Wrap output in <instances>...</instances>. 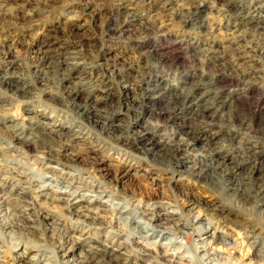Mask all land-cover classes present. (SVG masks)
I'll return each instance as SVG.
<instances>
[{"label": "rangeland", "instance_id": "374dc122", "mask_svg": "<svg viewBox=\"0 0 264 264\" xmlns=\"http://www.w3.org/2000/svg\"><path fill=\"white\" fill-rule=\"evenodd\" d=\"M189 1L0 0V63L8 61L14 79L26 87L20 92L0 81V264H98L102 254L95 253L92 246L105 242H114L115 248L121 245L124 254L118 264H167L168 259L181 264H264V190L257 193L260 185L255 184L251 185L253 196L233 195L235 187L243 188L249 176H256L250 165H244L241 173L218 175L214 180L200 178L190 174L188 165L160 161L145 153L144 140L135 142L146 133L159 142V152H166L168 147L189 140V131L206 121L190 109L178 108L183 97H166L150 105L145 103L149 106L144 105V109L141 104L129 109L117 95L110 105V126L103 128L77 111L66 98L60 77L53 72L54 63L65 57L82 62L84 70L78 75L84 76L85 84L80 87L85 94L101 86L120 94L124 87L121 76L138 81L159 75L165 84L172 85L188 79L186 88L200 75L216 78L218 87L233 96L235 104L216 117L217 124L212 128L221 131L218 138L198 139L194 153L203 154L223 144L231 149L254 144L261 147L264 78L259 77L264 76L257 72L262 62L255 56V47L264 42V37L249 25H240L239 31L230 27L236 21L234 12L244 14L257 2L263 5L258 17L264 19V0H206L201 18H206L207 32L184 23L183 9ZM118 13L122 20L128 13L140 20L114 33L110 25ZM146 24L166 25L164 34L156 29L147 31ZM212 39L227 55L210 60L208 65L201 45ZM238 42L244 43L247 53L256 60L238 59L232 49ZM73 47L78 55L72 54ZM43 55L49 57L44 68L35 67ZM116 65L119 70L113 72L109 66ZM158 112L172 114L174 120L167 126ZM45 121L61 128L62 136L49 133ZM29 128L34 132L32 136ZM18 129L34 141L27 144L14 138ZM213 131L206 133L212 136ZM67 135L71 141L65 140ZM66 145L73 147L71 152H80L73 171L88 178L89 184L83 183L79 175L64 178L65 165L48 155H61L60 159L68 163L61 152ZM48 162L50 169L46 168ZM17 166L27 176L17 174L19 171L13 169ZM176 167L182 173H176ZM52 170L58 174L53 175ZM19 178L24 182L18 183ZM14 184L18 189L25 188L23 197L34 201L33 205L27 203L31 207L27 213L21 212L26 202L15 196L16 191L15 197L6 195ZM29 186L61 193L66 199L57 201L59 205L82 196L101 201L102 206L98 203L95 212L102 216L104 227L99 230L88 226L83 217L70 214L67 208L57 207L51 200L43 202V196L33 199ZM154 201L161 202L166 217L150 224L152 211L146 206ZM196 215L202 219L196 221ZM201 226L213 230L203 234ZM215 228L229 239L227 243L207 242L217 255L201 246V238L207 236L210 240ZM83 231V241L78 244L76 239ZM72 235L73 239L69 238ZM131 239L139 245L131 244ZM149 251L164 260L148 256Z\"/></svg>", "mask_w": 264, "mask_h": 264}, {"label": "bare ground", "instance_id": "6f19581e", "mask_svg": "<svg viewBox=\"0 0 264 264\" xmlns=\"http://www.w3.org/2000/svg\"><path fill=\"white\" fill-rule=\"evenodd\" d=\"M123 1L124 2H132L133 0H123ZM205 2H207V1L204 0V2L198 3L196 0H193L192 2L190 0L185 5V7L183 9V11H185L184 23L185 24L188 23L190 27L192 26L194 28H199L201 30V32H207L209 30L208 25L206 23V18L205 19L201 18L202 12L206 10ZM121 6H122V3L119 4L118 11L121 8ZM262 8H263V5L261 4V2H257L254 5V7L252 8V10L247 11L244 14H242L241 12H238V13L234 12L233 13L234 14L233 20H236V21H234V23L231 24L230 30L233 29L234 31H239L241 29L240 25H242V26L243 25H245V26L249 25L250 27H253L254 30L259 31V33H261L260 35L262 37H264V19L258 17V15H259L258 13L260 12V10ZM119 14L120 13H118V17L113 18V21H111L112 22L111 25L109 24L111 26V30L114 33L126 30L128 24H130L134 21H137L139 19L138 16H135V15L130 16V13H128L127 17L124 20H122L121 18H119ZM148 21H150V20H148ZM147 23H149V22H147ZM153 25L154 26H149L146 24L145 29L147 31L156 29L161 34H164L163 31H164V28L166 25H159V26H157L156 24H153ZM227 26H229V24ZM154 27H156V28H154ZM239 43L240 42H238L236 46L232 47V49L234 51H236V54L238 55V59L245 61L248 57H251L250 60H252V59L256 60V59L252 58L253 55L250 56L247 53L248 47H246L244 45V43H242V42H241V44H239ZM201 46H202V51H203V57L204 56L207 57V59H206L207 64L208 63L210 64V60H217V59L227 55L226 54L227 52H225V50L224 51L221 50L219 48V43L217 41H215L214 39H212V41H206L205 43H202ZM74 48L75 47L71 48V51L73 52L72 54L75 53L78 55L79 53ZM78 49H80V48H78ZM60 51H61V49H60ZM255 52H256L255 56H258L259 58H261V62H262V67H260L257 72H259V74H260V72H262L263 73L262 75L264 76V42H262L261 44L256 43ZM69 53H70V50H69ZM59 54L60 53L58 52V55ZM71 58L72 57H65L64 59L60 60L58 62V64L54 63L55 67L53 68L54 69L53 72L57 74L58 78L60 77L59 81L61 82V84L62 83L64 84L63 85L65 87L64 88L65 89L64 94H65L66 98L77 109V111L78 110L81 111V114H83L85 116V119L89 120L92 124L101 125V127H103V128L110 126V124L108 122V120H110V112L112 111L110 109V105H112V99L114 97H116L117 95H119V98L122 101V105L125 103V105L129 109H132L134 107L139 108L140 104H141V108L144 109L145 106L148 107L150 105L149 103H152L154 101L157 102L158 100L161 101L163 98L165 99L166 97H170L171 99L172 98L178 99L180 97H183V99H184L183 103L181 104L180 107L178 106V108L181 110H189L190 109L193 112L192 113L193 115H195L198 118L204 119L206 121V122H204V124L200 123L197 128H193L192 130L189 131L192 134V137L189 140H187V141L185 140V142H182L179 146L176 145V147H173V148L168 147L167 151L165 150L166 152H159L160 151V148L158 147L159 142L156 141L152 137L148 138L146 136V133H143L139 137L135 138V142L138 143V142H141L142 140H144L145 145H146L145 146V150H146L145 153L151 154L152 157H154V159H157L160 161L168 159V163L169 162L175 163L176 165H179V166L180 165H182V166L188 165V167L190 169L189 170L190 174H192L196 177H200V178L205 177V178H209L211 180H214L216 178H219V176H222V175L224 176L225 174H228V173H232V172L241 173L244 165H250L249 168H251L252 171H255L257 173L256 176L255 177H253L252 175L249 176L248 177L249 179L247 178L248 180L245 182V186L243 188L241 186L239 188L235 187V189L230 188V189H233V191L235 192V193L233 192V195L236 194V195L240 196V195L245 194V195H250V196L252 195L253 196V192H255L254 191L255 189H253V187H251V185L255 186V184L260 185V186L258 185L259 187H258L257 193H261L264 190V156L262 154V153H264V143H263V145H261V147L255 146V144H254L255 147L254 146L251 147L250 145H248L246 148L240 146L237 149L236 148H234V149L226 148L224 146V144L222 143L223 144L222 146L219 145V146L215 147L214 150H212V151H209V152H206L203 154L202 153H194L193 148L196 147V142L198 139L199 140L200 139H202V140L211 139L212 140V139L218 138V136L221 134V131L220 130L215 131L212 128V125L217 124L215 120L219 114L221 115L222 113H224V111L228 107H231L233 109L234 104H235V101L233 99L234 97L229 95L228 93H226V91H224L222 88L218 87L217 81L215 80L216 78H214V79L213 78H207L208 76L205 77L204 75H200L201 77L198 78L195 83H191L189 85V87L186 88L185 87V86H187L186 84L190 83L188 79L185 81L179 82V84L172 85V84H165V80H162L159 77V75H158V77L150 78L148 80H145L143 78L140 80L138 79V81H133L134 79L132 80L127 76H125V77L121 76L122 80L124 81V87L122 88V91L120 94L115 92L116 90L113 91L110 89V87L107 88L106 86L105 87L101 86L100 88H95L92 91H90L89 93L85 94L83 89L80 87L81 85L85 84V82L83 81L84 76L82 77V76L78 75L79 72L84 70V68H82V62H78V61H76V62L72 61L71 62L70 61ZM47 59H49V57L47 55H43L42 57H39V60L36 62L35 67L43 69L45 64H46ZM7 62L0 63V81L7 84L8 86H10L12 88H15L16 91L25 92L26 87L20 86L21 84L19 85V80L14 79V78H16L15 72L13 70H11V68H12L11 64L7 63ZM109 67H110V69L113 68V72H114V70L118 69L117 65L114 67H111V66H109ZM247 68H249V67H247ZM250 68H252V67H250ZM121 71H123V69H121ZM40 72L41 71L39 70L38 73H40ZM43 75H45V74H43ZM43 78H44V76H43ZM259 78L263 79L264 77L261 76ZM259 78L258 79L256 78V80L258 82L260 81ZM250 81H252V80L250 79ZM145 103L149 104V105H146ZM157 116L159 117V119L163 120V122L166 125L168 124V121L174 120V116L172 114L166 115L164 112H158ZM43 124H45V128L49 133H55L56 135L58 134L59 136H62V134H63V132H61L62 129L58 128V126L54 127L53 123H51L49 121H45ZM31 130L32 129H30V131ZM19 131L15 132L14 138H16L17 140H19L21 142H25L27 144H31L34 141V139H32V137H31L34 133L33 130L30 132L31 136H30V134H28L22 130H19ZM206 131H213L212 136H209L206 133ZM64 136L65 135H63V137ZM67 137H68V135H67ZM65 140L71 141L70 137H68V139H65ZM67 144H68V142H67ZM71 145H74V144H71ZM67 146L68 145H66L64 147L65 149L63 151L61 150V152H63L64 157L66 159H68V161H69L68 163H64L60 159L61 155L55 156L53 152H48L49 153L48 155L53 157V158L55 157L57 162H59V164L65 165L64 166V175H65L64 178H67L66 176H68V175L72 176V178L79 177L80 175L74 173L73 170L75 167L74 166L75 165L74 160L79 159L81 157L78 154L80 152H78V153H74L73 151L71 152L70 150L73 147H69L70 145L68 147ZM142 148H144V147H142ZM168 149H169V151H168ZM33 160L35 162H38V163L40 162L38 157H34ZM53 160H55V159H53ZM49 164L50 163L48 162V164L46 166L47 169H50ZM17 167H13L14 171H19V172H16L17 174H22L23 176H27V174L23 170V168L20 169L19 167L18 168ZM176 168H177V169H175L176 173H182V169H179L178 167H176ZM52 171H53V175L58 174V172L56 170H52ZM76 175H79V176H76ZM21 179L22 178L17 179V180H19L18 183L24 182ZM83 179L85 181H82ZM5 180L6 181L8 180V176L5 178ZM80 180L86 184H89V182H90L88 178L83 177L82 175L80 176ZM248 186H250L251 189H248ZM19 188H21V187H19ZM29 188L32 190V193H33L32 198L36 199V200H40V198L43 196V198L45 199L43 202H49L48 200H51V202L57 204L58 203L57 201H62V200L66 199L64 196H62L61 193H53V191H51L50 189H47V190L41 189L40 190L39 187L31 188V186H29ZM2 189L3 188H0V190H2ZM14 191H16L15 192L16 197L24 198L26 205L24 204L21 212H23V214H24V212L27 213L28 209L31 210V207L29 206V204L31 203L33 205L34 201L23 197V193L26 192V189L25 188L18 189L17 184L12 185V191H10V190H9V192L6 191V192H8V193H6V195H8L10 197H15V196H13ZM240 192H241V194H240ZM27 203H29V204H27ZM98 203L101 207L102 206L101 201H99V202H98V200L94 201L91 198H86L85 196H82L81 199L75 200L73 202L72 201H68V202L66 201L62 205L57 204L55 206L61 207V208H67L69 210L70 214H75L79 218L83 217L84 218L83 222H86L88 224V226L100 230L101 228L104 227V225H103L104 220L102 219V216L100 214L95 212V210L98 208V205H97ZM160 203L161 202H159V201H154L151 204H147V206H146L147 207L146 210L151 209V211H152L151 217L149 218L151 221L150 224H152V222L154 223L153 220H155V221H156V219L161 220V219L166 217L162 212V209H164V208H163V206L160 205ZM180 215L182 217L183 212ZM44 216L48 218L49 214L46 213ZM194 218L196 221H199L202 219L201 216H198V215H196ZM29 220H32V219H29ZM93 224L94 225L99 224V226L95 227V226H93ZM154 225H157V224H154ZM158 226L159 225H157V227ZM199 230L203 234H208L213 230V228L209 229V227L201 226V227H199ZM84 233H85L84 231L81 232L80 236H78L76 239L77 240L76 243H78V244L82 243ZM210 236H211L210 240L207 239L208 238L207 236L201 238V240H202L201 246L204 249L209 250L211 252V254L217 255L216 249L213 247H209L207 242L208 241L211 242V240H213L214 242H218V243H227V240L229 241V239L224 233L220 232L218 228H215ZM73 237L74 236L72 235L69 238L73 239ZM254 242L256 243V240ZM74 243L75 242H73V244ZM133 243H135L136 245L137 244L139 245V242L136 240H132L131 244H133ZM113 245H114V242H109V243L105 242L102 245H99L96 247H95V245L92 246L90 244V246H92V250L95 253H98V254L101 253L102 254L101 259H99V262L97 261L98 264H118L119 257H121L120 255H123L124 252H122V250H121V248H122L121 245L116 247V248ZM263 251H264V248L262 249V252ZM147 255L148 256L153 255L154 258H156V259H160V258L163 259L164 258V257L159 256V255L155 256L150 251L147 253ZM91 260L92 259H89V260L87 259L86 261H91ZM166 262H167V264H181V262L177 261V260L173 261V260L168 259V260H166ZM36 263L37 262H32V263H28V264H36ZM19 264H22V263H19ZM45 264H53V262L48 261Z\"/></svg>", "mask_w": 264, "mask_h": 264}]
</instances>
